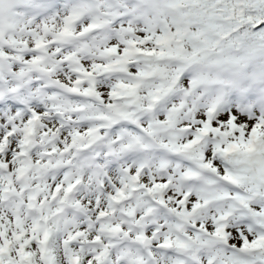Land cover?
Masks as SVG:
<instances>
[{"label": "rangeland", "instance_id": "1", "mask_svg": "<svg viewBox=\"0 0 264 264\" xmlns=\"http://www.w3.org/2000/svg\"><path fill=\"white\" fill-rule=\"evenodd\" d=\"M25 1L27 4L21 3ZM96 1L47 0L39 5L30 0L19 3L0 0V223L8 222L12 229L21 230L26 245L33 239L44 262L55 263L52 259L57 256L55 264H138L135 243L142 240H147L148 246L141 264H170V261L172 264H226L229 259L220 260L215 255L217 252L206 258L208 249L212 251L219 244L225 245L220 236H207V241L200 245L199 240L191 242L189 237L188 243L184 240L183 231L193 230L202 222L209 224L211 220L206 207L194 218L189 217L191 210L185 208L195 196L191 184L195 180V185L199 176L208 170L204 156L201 158L196 153L194 145L202 140L203 133H208L210 137L202 141L201 150L205 147L209 151L214 142H224L223 154L234 158L240 168H232L237 183L244 181L252 162L259 183L264 184L263 145H251L240 160L238 143L218 132V125L227 124V119L236 120L233 115H239L238 122L249 119L254 123L253 117L258 115L255 104L251 102L244 109L234 100L226 106L216 105V110L201 108L195 112L204 95L198 93L194 82L191 84L184 77L186 74L181 75L187 66L185 59L169 51L156 59L138 56L134 54L136 37L127 39L130 31L140 33L136 24L143 21L145 0H135L133 8L126 7L128 11L121 16V22L113 24L103 13L114 0H101L100 7ZM146 1L158 6L161 0ZM183 1L187 0L179 3ZM172 2L176 1L162 4L166 14L154 16V21L145 22L144 27L156 24L157 16L168 15L175 20L179 15L182 21L184 17L179 11L182 6ZM18 6L21 9L14 11ZM136 11L138 16H134ZM134 19L137 22L133 25ZM16 21L23 22L16 25ZM107 24V30L114 31V36L104 34L102 29ZM165 28L163 21L161 32L165 38H172L169 32L165 33ZM170 40L165 39V43ZM122 48L126 49L128 61V57L137 56L130 61L131 65H148L149 70L136 75V68L125 69L128 61L118 60ZM226 52V56L230 55V51ZM259 53L264 54V50L249 51L251 57ZM95 58L106 64L92 73ZM214 58L222 59V55ZM181 78L183 81L177 82V86L182 94L178 96L171 93V88ZM160 79L164 80L163 85L157 83ZM192 79L205 80L200 74ZM125 83L132 91L125 89ZM154 89L161 92L160 97L163 91L170 93L169 98L166 95L160 101L162 108H158L157 98L146 101V96L156 94H148ZM76 91L87 97L86 101ZM142 92L147 95H141ZM187 95L190 102L189 99L182 101ZM78 98L89 106L83 113L77 112ZM171 106L182 107L174 121L167 120ZM219 107L223 110L218 111ZM26 108L33 109L37 115L29 133L24 131L31 120ZM56 112L62 115L61 119L55 118ZM253 129L254 134L263 135L259 127ZM92 132L97 135L93 136ZM233 132V135L240 134L236 128ZM31 135L34 143L26 153L25 145ZM177 137L187 141L186 145L178 147L170 143ZM143 147L150 158L144 156L148 154L142 151ZM20 154L24 159L18 158ZM89 157L94 158L93 164L88 162ZM142 161L147 163L145 168ZM151 179L154 180L152 187L147 184ZM229 182L235 184L232 180ZM5 190L15 191L19 201L6 199ZM115 197L122 214L128 218L127 224L122 222L120 213H113ZM173 201L177 210L181 207L183 210L164 207ZM211 201L209 198L208 202ZM48 213L51 214L47 216ZM39 215L42 222L36 224L34 218ZM213 224L218 226V221ZM173 231L176 235L180 231L177 251L165 239L166 233ZM200 234L207 233L198 231L197 236L201 237ZM203 246L207 247L206 253L200 251ZM187 248L195 256L189 260L183 256V252L189 253ZM238 253L247 256L244 251ZM8 255L3 257L7 261H0L1 264H15ZM21 257L32 262L29 256Z\"/></svg>", "mask_w": 264, "mask_h": 264}, {"label": "trees", "instance_id": "2", "mask_svg": "<svg viewBox=\"0 0 264 264\" xmlns=\"http://www.w3.org/2000/svg\"><path fill=\"white\" fill-rule=\"evenodd\" d=\"M30 1L39 5H44L47 2V0ZM134 1L114 0L109 3V6H106L104 12L110 19L117 18V22H119V18L125 11H128L127 8L130 6L133 8ZM175 1L172 4L179 3V0ZM19 2L20 0H18ZM170 2L171 0H161L158 6H153L145 0L146 11L143 21L132 20L133 25L137 22L136 25L140 30L138 31L140 33L136 32L137 34L130 31L136 36L138 52L141 56L147 55L151 59H156L167 55L169 51L171 55H178L185 59L187 66L183 73V75L186 74L184 77L190 80L191 84L194 82L193 85L196 84L198 87V93L204 95L200 101V107L196 111L204 109L205 104L209 106L215 102L216 90L219 85L225 86L226 95L231 96L225 99V106L236 100L240 107L246 109L251 102H254V110L258 114L253 117L254 123L249 119L238 122L239 115H233L236 118L235 121L227 119V124L218 125V127L229 140L238 143L239 159L244 157V151L248 150L251 145L258 146L261 143L264 147V54L259 53L254 57L249 54V51L254 48H258L261 52L264 50V0H187L182 4H177V6H182V8L179 7V11L184 17L182 21H180L179 15L175 20L168 15L166 18L157 16V23L154 22L152 27L145 28V22L154 21L156 15L166 14L162 4L170 5ZM21 3L27 4L26 1ZM20 9L18 6L14 11L18 12ZM138 14L136 11L134 16H138ZM127 18L129 17L127 16ZM162 20L166 23L165 30L172 35V38H165L162 35L160 29ZM210 20L212 22L208 23ZM17 22H15L16 25L23 21ZM15 30L17 29L15 28ZM104 32H107L108 36H114V31H108L107 28ZM165 39L171 40L167 44ZM226 51H230V55L226 56ZM217 54H221L222 59L214 58V55ZM225 60L229 63H226ZM138 69L140 67H137V72L140 74L142 69L140 71ZM198 74L205 80L192 79ZM182 81L181 78L179 84ZM181 91L180 88L175 87L174 94L179 96L182 94ZM162 104L160 102L158 108H162ZM222 110L220 107L219 111ZM255 127H259L263 131L262 136L259 132L253 133ZM233 128L239 131L240 136L237 133L233 135ZM186 142L184 141L180 146ZM170 143L174 144V141ZM213 145L209 151L202 150L203 161L208 170L197 179L195 185V180L191 184V189H195V196L188 201L185 207L187 210H192L198 206H204L210 211L211 220L209 224L202 222L201 225L196 224L193 230L183 231L185 241L188 243L189 237L191 242L199 240L198 244L200 245L207 241V236L213 238L220 236L224 239L225 245L219 244L212 251L208 249L209 255L205 256L207 259H210L212 252H217L218 254L215 255L220 260L229 259L226 264H264V184L259 183L256 171L249 166L244 181L237 183L232 171L240 169L239 165L235 163L234 158L221 156V152L225 150L221 142H214ZM211 170H214V174L211 173ZM228 180L235 182L233 189L226 187ZM147 184L150 185V182L147 181ZM253 191L255 192L253 193ZM209 198H212L213 201L208 202ZM237 201H239V205L235 206ZM164 205L170 210H177L175 202ZM182 210L181 207L177 211ZM50 214L48 213L47 216ZM214 221H218V226L215 227ZM0 224H3V227L0 228V250L3 248L2 241L8 242L11 245L8 251L15 259V264L18 263L17 256L21 252L29 255L32 260L30 264H44L36 246L33 243L26 245L25 236L21 235L20 241H16L21 230L12 229L8 222ZM198 231L207 234H200L201 237H198ZM165 239L172 240L174 249H177L176 246L180 244L179 239L171 232L166 233ZM220 246L223 249L222 252ZM206 248L203 246L200 251L206 253ZM239 250L244 251L247 256L239 254ZM187 252H189V256H193L191 249L187 248ZM56 257L53 258L55 263L58 262ZM198 260L200 259L198 258ZM6 261V259H2V262Z\"/></svg>", "mask_w": 264, "mask_h": 264}, {"label": "water", "instance_id": "3", "mask_svg": "<svg viewBox=\"0 0 264 264\" xmlns=\"http://www.w3.org/2000/svg\"><path fill=\"white\" fill-rule=\"evenodd\" d=\"M181 111V108H170L169 109V113L171 115H173V117L175 118L178 114V112ZM6 197L7 198H11V197H16L15 193L13 192H6ZM200 213V208L195 209L192 213H190L189 217L193 218L196 215H198ZM148 245V242H146V246Z\"/></svg>", "mask_w": 264, "mask_h": 264}]
</instances>
